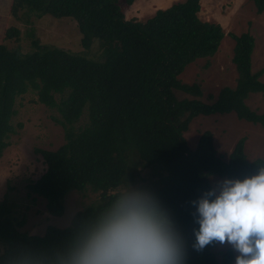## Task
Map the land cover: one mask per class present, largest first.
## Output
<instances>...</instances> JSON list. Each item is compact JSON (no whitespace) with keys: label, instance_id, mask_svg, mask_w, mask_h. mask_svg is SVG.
I'll use <instances>...</instances> for the list:
<instances>
[{"label":"trees","instance_id":"trees-1","mask_svg":"<svg viewBox=\"0 0 264 264\" xmlns=\"http://www.w3.org/2000/svg\"><path fill=\"white\" fill-rule=\"evenodd\" d=\"M29 12L42 17H67L76 21L80 45L93 39L104 46L105 59L95 63L64 49H47L24 55L0 43V157L15 132L11 120L16 99L28 92L37 102L55 110L53 119L63 132V143L54 150L36 149L45 166L26 188L45 201L52 216L64 212V198L87 188L99 193L97 202L77 211L64 228L48 225L42 235L19 231L12 203L0 201V241L45 247L63 241L72 226L103 209L125 176L138 168L153 167L158 181L149 188L171 209L191 241L194 227L188 201L210 187L209 176L243 177L264 165V157L249 161L237 140L227 159L217 154L210 131L188 147L183 133L199 115L233 113L239 120L264 128V113L245 103L249 95L264 94V69L251 70L254 39L248 33L229 34L234 44L231 61L235 85L223 86L217 95L202 101L199 84L181 82L179 75L197 59L212 57L224 32L218 23L199 18L200 0H184L155 10L144 21L125 19L117 0H21ZM135 0H123L130 6ZM255 11L264 0H252ZM19 30L5 31L7 39ZM34 48H39L33 40ZM176 92L184 94L178 98ZM86 112V121L78 122ZM215 243L199 252L188 249L186 264H232L230 249L218 259Z\"/></svg>","mask_w":264,"mask_h":264},{"label":"rangeland","instance_id":"rangeland-1","mask_svg":"<svg viewBox=\"0 0 264 264\" xmlns=\"http://www.w3.org/2000/svg\"><path fill=\"white\" fill-rule=\"evenodd\" d=\"M117 1L125 19L142 22L151 17L155 10L184 0H135L128 7L123 6V0ZM198 16L203 21L218 23L224 37L212 57L192 62L179 75V79L186 84H199L202 92L199 99L208 101V94L215 97L221 87L235 85L237 74L231 61L234 42L229 34L248 32L254 39L251 70L256 72L264 69V10L257 13L252 0H200ZM13 27L19 30V36L5 38V31ZM33 40L38 42L39 48H34L31 43ZM0 43L9 49L18 48L22 56L55 48L67 50L73 56L95 63L105 59L104 46L100 40L93 39L88 48L80 45V33L74 19L56 18L48 14L37 16L29 12L21 0H0ZM260 79L264 81V72ZM176 96L180 98L184 94L176 92ZM245 103L258 114L264 113V94H251ZM15 109L16 114L11 120L15 132L10 135L8 145L0 157V201L5 198L12 203L13 217L21 222L19 231L42 235L48 225L58 228L68 226L75 212L98 201L99 193L89 188L72 191L64 198L63 214L50 215L46 211L44 199L29 193L26 185L36 180L45 168L36 149L54 150L63 143L62 129L53 119L57 113L37 102L32 92L18 97ZM85 121L86 112L78 126H82ZM204 131L212 133L214 148L223 159H227L237 140L242 137L245 139L243 150L249 161L264 157V128L239 120L233 113L193 118L188 130L183 133L188 147L193 149ZM209 177L207 180L210 186L221 179L217 176ZM157 181L156 169L150 166L138 168L134 176L127 174L113 192L124 184L151 188ZM227 249H230L227 244L215 243L213 252L219 259Z\"/></svg>","mask_w":264,"mask_h":264},{"label":"clouds","instance_id":"clouds-1","mask_svg":"<svg viewBox=\"0 0 264 264\" xmlns=\"http://www.w3.org/2000/svg\"><path fill=\"white\" fill-rule=\"evenodd\" d=\"M187 203L190 242L156 193L124 184L57 244L0 241V264H186L189 248L199 252L213 243L230 247L232 264H264V165L216 180Z\"/></svg>","mask_w":264,"mask_h":264}]
</instances>
